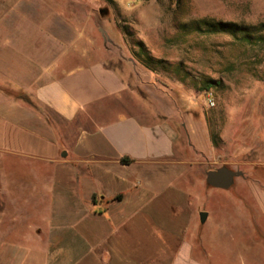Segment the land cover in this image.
<instances>
[{
	"label": "rangeland",
	"instance_id": "obj_1",
	"mask_svg": "<svg viewBox=\"0 0 264 264\" xmlns=\"http://www.w3.org/2000/svg\"><path fill=\"white\" fill-rule=\"evenodd\" d=\"M33 1L35 14L55 28L38 31L16 15L0 38V95L18 117L8 121L7 109L0 117V264H41L34 250L45 247L50 223L49 159L68 153L79 129L19 88L31 70L27 56L50 49L37 31L66 46L62 54L79 49L68 66L104 60L125 78L124 103L113 104L101 121L129 112L174 128V156L153 174L163 189L185 196L189 238L200 241L194 257L204 264H264V81L241 65L231 37L195 23L256 24L264 19V0ZM208 80L221 85L207 90ZM222 166L245 174L229 190L206 182V173ZM136 171L140 180L142 169ZM201 212L208 213L205 223Z\"/></svg>",
	"mask_w": 264,
	"mask_h": 264
},
{
	"label": "crops",
	"instance_id": "obj_2",
	"mask_svg": "<svg viewBox=\"0 0 264 264\" xmlns=\"http://www.w3.org/2000/svg\"><path fill=\"white\" fill-rule=\"evenodd\" d=\"M33 3L0 0V38L16 15L38 31L55 28L35 14ZM38 31L50 49L38 58L27 56L31 70H24L26 83L19 88L62 121L79 126L67 155L49 159L55 164L50 223L45 247L34 250L42 254L41 264H204L194 257L200 241L189 238L184 194L169 185L163 189L159 173L153 174L174 156V128L129 112L101 121L113 104L124 103L125 78L104 60L68 66L79 49L62 54L66 46ZM1 97L0 117L7 109L8 121L17 123L16 106ZM173 205L179 209L175 214ZM38 234L36 242L42 239Z\"/></svg>",
	"mask_w": 264,
	"mask_h": 264
},
{
	"label": "trees",
	"instance_id": "obj_3",
	"mask_svg": "<svg viewBox=\"0 0 264 264\" xmlns=\"http://www.w3.org/2000/svg\"><path fill=\"white\" fill-rule=\"evenodd\" d=\"M196 28H205L207 34L226 35L233 39V44L244 60L241 65L250 71L257 80L264 81V19L256 24L214 21L202 19L196 21ZM203 28V29H204ZM149 65V62H146ZM150 66V65H149ZM221 85V81L208 80L206 89ZM124 163L129 160L123 159Z\"/></svg>",
	"mask_w": 264,
	"mask_h": 264
},
{
	"label": "water",
	"instance_id": "obj_4",
	"mask_svg": "<svg viewBox=\"0 0 264 264\" xmlns=\"http://www.w3.org/2000/svg\"><path fill=\"white\" fill-rule=\"evenodd\" d=\"M105 10H100V13H104ZM101 32L106 36L108 40L109 37L107 36L104 30ZM67 153H63V156H66ZM244 172L241 170H233L227 166H222L218 169L209 170L206 173V182L210 187L217 188V189H224L229 190L235 184L237 178L244 177ZM208 219L207 212L200 213V220L202 223H205Z\"/></svg>",
	"mask_w": 264,
	"mask_h": 264
}]
</instances>
